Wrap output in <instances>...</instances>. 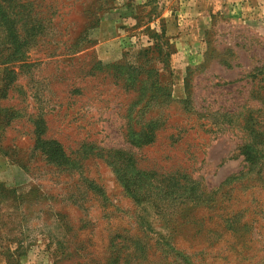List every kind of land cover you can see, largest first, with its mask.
<instances>
[{"label":"rangeland","instance_id":"obj_1","mask_svg":"<svg viewBox=\"0 0 264 264\" xmlns=\"http://www.w3.org/2000/svg\"><path fill=\"white\" fill-rule=\"evenodd\" d=\"M16 1L0 0V264H264V0H37L40 47ZM42 118L79 170L34 149ZM159 119L137 159L153 171L125 188L83 145L125 150Z\"/></svg>","mask_w":264,"mask_h":264},{"label":"trees","instance_id":"obj_2","mask_svg":"<svg viewBox=\"0 0 264 264\" xmlns=\"http://www.w3.org/2000/svg\"><path fill=\"white\" fill-rule=\"evenodd\" d=\"M36 2L37 0H17L16 5L13 6L11 10H13V8H19L21 10L19 15L22 16L20 20H23V18L24 19L26 18L28 19V22L30 21L32 22L29 28V32L31 33V36H32L31 43L35 47H40L41 45H44L46 42L48 43L49 41L48 39H46L48 37L47 32H46L47 29L44 28L42 25V22H44V17L42 16L45 13H41L38 11L35 13L33 12L34 11L33 6L36 4ZM6 12H7V9L3 11V16H6L8 14H13L11 11L9 13H6ZM6 21L8 22L11 21V24H14L16 21V18L13 17V19L11 18ZM11 30L14 31L13 34L19 31V29H17L16 27L15 29L11 28L10 31ZM13 52L15 54L16 51H13ZM118 74L119 75L117 74L113 75L114 79L122 80V78H124L127 81L124 89L126 91L134 90L137 94L136 95L137 98L134 101L136 102L142 101V98H144L143 96L145 93V91L142 90V87L144 86V84L143 86H141V89L138 92L137 90L134 89L136 85L138 84V82H137V79L132 76L133 75L132 72L126 69V70L120 71ZM5 80H7L8 87H9L12 83L11 79L5 78ZM260 81L264 82V76L262 79H260ZM6 96L7 95H5L3 99L7 98ZM134 104L135 103L133 102L132 106ZM131 112L132 111H129V113H126V117H128L129 114H131ZM33 115L34 114H31L30 116H33ZM157 118L163 119V117L161 118L160 115H158ZM160 119L157 121L154 120L151 122L146 120L145 125H148V126L146 128L141 127V129L139 130H135L134 128L129 126L126 132L128 146L126 147L125 150L118 149L121 151H117V149H105L102 147L89 146V145H93L92 144L93 142H84L83 145L88 147L89 153L100 157L106 162V164L110 167V169H112L113 173L118 178V181L120 182V184L125 188L126 184L128 183L127 178L130 180L135 179V181H143V178L146 174L151 175L148 171H153V170H147V169L141 168L139 166V162L137 159L140 156L141 150L147 147L149 148V147L156 145L155 143L159 140L157 133L160 130L164 128L166 129L168 127L167 126L168 123H166V120L165 121L163 120L161 122ZM156 122H158V124H156ZM38 124H39L38 128L39 127L40 128H39V131L36 130L37 139L34 144V149L41 150L42 154L46 157L47 156L52 157V159H54V162L50 160L48 161L55 163L59 168L63 169L65 168L66 165H69L72 167H76L77 170H79L81 166L78 165L77 167V164L80 162L79 159L83 157V155L80 153V149L77 151L72 150L69 155L65 151L62 143L58 142L56 139H52V138H45V140L41 139V136H42L41 134H43L45 130H47V123L44 120V118H42L40 123ZM178 138H179V133L177 132L171 133L169 136V139L171 141L174 140L176 143H177ZM41 144H43V146H41ZM136 149H138V151H136ZM240 149L242 150V155L244 156V160L246 161V164L249 168L257 165L256 162H258V160L261 159V157L258 156L256 153H254L253 144H247V143L242 144ZM94 150H95V153H93ZM110 152L120 153V154L114 155L113 153H110ZM75 153H76V156H74ZM259 153L264 158V154H262V152H259ZM163 173L166 174L168 172H163ZM116 257H119V256H116Z\"/></svg>","mask_w":264,"mask_h":264}]
</instances>
